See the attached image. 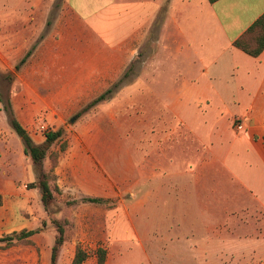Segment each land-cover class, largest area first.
Masks as SVG:
<instances>
[{"label":"crops","instance_id":"obj_1","mask_svg":"<svg viewBox=\"0 0 264 264\" xmlns=\"http://www.w3.org/2000/svg\"><path fill=\"white\" fill-rule=\"evenodd\" d=\"M55 1L0 0V67L13 65L23 80L16 94L70 96L66 108L112 92L120 79L119 99L133 94L135 110H148V101L155 126L172 128L166 138L197 145L187 155L195 162L155 172L173 177L181 197L158 201L166 217L152 216L156 243L141 250L145 261L264 264V51L253 57L233 45L264 14V0H62L47 22ZM11 105L25 128L20 103ZM10 138L0 129L7 157L23 156L8 164L25 173L29 157L8 147ZM8 174L0 172V238L22 221L15 206L24 205V180ZM11 248L0 249V264H13Z\"/></svg>","mask_w":264,"mask_h":264},{"label":"rangeland","instance_id":"obj_2","mask_svg":"<svg viewBox=\"0 0 264 264\" xmlns=\"http://www.w3.org/2000/svg\"><path fill=\"white\" fill-rule=\"evenodd\" d=\"M61 1L54 2L53 14L46 16L47 22L51 21ZM13 67H0V95L5 101L14 99L20 103L19 114L35 143H43L49 131L61 130L62 136L52 145L43 164L54 190V198L48 207L42 203L40 190L32 188L38 179V171L31 159L25 164V173L17 171L14 174V165L8 164L11 161L7 157L9 150L4 149L5 143L0 144V172L8 168L10 174L7 177L17 175L25 185V197H21L24 205L15 206L18 214L15 220L22 219L15 226L21 228L14 232L38 230L10 247L0 242V249L12 247L8 257L12 258L13 264H49L58 235V222L65 230L59 264H70L78 246L88 255L84 264H98L95 252L99 248L112 252V264L121 259L124 264H148L145 261L147 253L156 243L151 228L152 216L166 217L165 208L157 206L158 201L181 197L180 188L176 190L172 184L173 177L155 172H164L172 162L177 166L195 162L187 155L197 145L191 139L183 140L180 134L166 138L165 133L172 128L155 126L157 112L149 110L148 101V110H135L133 94L119 99L117 86L123 80L117 79L110 84L112 92L104 100L94 102L101 93L89 96L82 104L63 108L62 99L71 101L72 97L16 94L21 90L23 80ZM143 71L144 68L142 73L148 72ZM129 81L133 82V78ZM47 98L51 103L37 104ZM144 98L150 99L149 95ZM162 114L163 118L172 119L165 112ZM42 125L46 130L41 129ZM0 129L12 137L5 140L8 147L24 148L8 123L1 102ZM62 146L66 147L63 151ZM12 161L21 165L23 156L21 159L14 157ZM157 177L159 181H152ZM83 197H100L106 201L102 204L81 203L79 200ZM207 211L205 208V214ZM143 249L147 250L144 255Z\"/></svg>","mask_w":264,"mask_h":264},{"label":"trees","instance_id":"obj_3","mask_svg":"<svg viewBox=\"0 0 264 264\" xmlns=\"http://www.w3.org/2000/svg\"><path fill=\"white\" fill-rule=\"evenodd\" d=\"M208 1L210 3H214L217 0ZM233 45L250 56H259L264 51V14L259 19H257L245 33L236 39ZM109 92L110 90L99 96L94 102L105 99ZM0 102L3 104V109L8 117L10 126L23 142L25 154L31 159L33 165L38 171V179L32 184V188H38L40 190L42 203L44 207H48L54 198V190L50 185L48 174L45 172L43 164L52 145L61 138L62 131L58 130L47 132L45 134L44 142L37 144L34 142L29 132L16 119L12 110L11 101H5L2 95H0ZM65 148V146H62L61 151L65 150ZM53 160L56 165L55 157H53ZM79 201L81 203L102 204L106 200L100 197H83ZM56 228L58 235L55 238V243L51 249L49 264H58L60 249L65 241V230L62 225L56 222ZM37 232L38 230H22L19 233L14 232V234L11 236L0 238V242H4L7 247H10L15 242L24 241ZM95 253L98 257V264H105L107 251L104 248H99ZM87 256V253L78 246L70 264H84Z\"/></svg>","mask_w":264,"mask_h":264},{"label":"built area","instance_id":"obj_4","mask_svg":"<svg viewBox=\"0 0 264 264\" xmlns=\"http://www.w3.org/2000/svg\"><path fill=\"white\" fill-rule=\"evenodd\" d=\"M233 124H234V127H235V129H236L237 131H241V130L244 129L243 121H242L241 118H235V119L233 120ZM41 129H42V130H46L45 126H43V125L41 126Z\"/></svg>","mask_w":264,"mask_h":264}]
</instances>
